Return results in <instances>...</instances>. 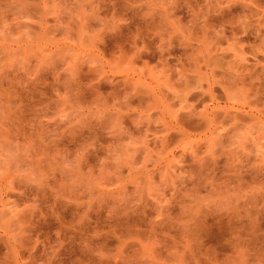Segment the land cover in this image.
I'll use <instances>...</instances> for the list:
<instances>
[{"label": "rangeland", "instance_id": "374dc122", "mask_svg": "<svg viewBox=\"0 0 264 264\" xmlns=\"http://www.w3.org/2000/svg\"><path fill=\"white\" fill-rule=\"evenodd\" d=\"M209 87L263 108L264 0H0V239L32 264H264V124L170 128Z\"/></svg>", "mask_w": 264, "mask_h": 264}, {"label": "bare ground", "instance_id": "6f19581e", "mask_svg": "<svg viewBox=\"0 0 264 264\" xmlns=\"http://www.w3.org/2000/svg\"><path fill=\"white\" fill-rule=\"evenodd\" d=\"M136 80V79H135ZM139 80V79H138ZM138 80H136V81H138ZM140 81V80H139ZM145 81V80H144ZM141 83H142V81H141ZM140 83V84H141ZM144 84V83H143ZM148 84V83H147ZM189 84V83H188ZM188 84H186V85H188ZM144 85H146V84H144ZM146 86H148L149 87V85H146ZM146 86H145V89H146ZM189 86H190V84H189ZM209 86V85H208ZM151 87V86H150ZM188 87V86H187ZM212 89H213V87L212 86H210ZM209 87V88H210ZM211 88L209 89V90H205L206 91V93H204L203 95H207L208 96V99L210 100V102L212 103V106H209V104L208 105H206V103L203 105V104H201V105H203L202 107H203V110L201 109V111L199 112L198 111V113L196 112V111H194V109H191V107L189 108V109H187V112H185V113H180V114H178L177 115V113H175V115L173 114V116H176L175 118H176V122H175V124L174 125H170V128L171 127H173V131L174 132H176V133H180L181 132V134H182V136H183V132H187L186 131V128H193V127H201V126H203V125H206L207 123H209V125H210V123H212V122H217V123H215V124H218V122L220 123V121H223V120H225V119H230L232 122H234V120H235V122H236V119H237V122L239 123L240 121H242L243 122V120H245V122L247 123L248 121V119H250L249 121H254L255 123H257V124H264V106H262L263 108H258L257 109V107L256 108H252L251 109V106H250V108H247V110H245V107L247 106H249V103H247L246 104V106L244 107V106H242V108H239V109H237V108H234L233 106H226V103L225 104H223V105H220V103L218 102V100L216 99V96L213 94V92H212V90H211ZM149 89L150 88H147V90L149 91ZM193 89V88H192ZM196 89V88H195ZM194 89V90H195ZM152 90V89H151ZM150 90V91H151ZM183 90H185V89H183ZM197 90V89H196ZM214 90V89H213ZM149 91V92H150ZM192 91V90H191ZM204 90H202V92H203ZM204 91V92H205ZM208 91V92H207ZM144 92H146V91H144ZM155 93V92H154ZM142 94V93H141ZM149 94V93H148ZM152 94V93H151ZM156 94V93H155ZM185 94H186V91H185ZM184 94V95H185ZM133 95V94H132ZM146 95V94H145ZM188 95V94H187ZM192 95V98H191V96L189 97V95L187 96L189 99H193V100H191V101H194V98L195 99H197V102L196 103H198V101L200 100L201 101V99L202 100H205L206 101V99H205V96H203L202 95V98H200V96H199V94H195V92L193 93V94H191ZM137 96V95H136ZM142 95H140L139 97H141ZM147 96V95H146ZM159 96V95H158ZM218 96V95H217ZM133 97V96H132ZM184 97V96H183ZM144 98V97H143ZM181 98V97H180ZM218 98V97H217ZM138 99V98H137ZM142 99V98H141ZM141 99H139V100H141ZM184 99L185 100H187V98L186 97H184ZM207 99V100H208ZM219 99V98H218ZM146 100V99H145ZM180 101H181V99H179ZM209 100H208V102H209ZM257 100V99H256ZM255 100V103H258L257 101ZM144 101V100H143ZM163 101V100H162ZM179 101V102H180ZM182 101H183V99H182ZM226 101V100H225ZM141 102V101H140ZM195 102V101H194ZM204 102V101H203ZM222 102V101H221ZM134 103V102H133ZM210 103V104H211ZM246 103V102H245ZM244 103V104H245ZM262 102H260V104H261ZM186 104H187V102H186ZM259 104V105H260ZM264 104V102L262 103V105ZM150 105V104H149ZM153 105V104H152ZM181 105V104H180ZM190 105H192V102H191V104ZM258 105V104H257ZM161 106V105H160ZM184 106H187V105H184ZM194 106V105H193ZM192 106V107H193ZM255 106V105H254ZM182 108H183V106H181ZM194 107H196V106H194ZM193 107V108H194ZM164 109V108H163ZM140 110H142V109H140ZM148 111V110H147ZM162 111V110H161ZM164 111V110H163ZM170 112H172V111H170ZM184 112V111H183ZM165 113V112H164ZM174 113V112H173ZM172 114V113H171ZM120 116V115H119ZM130 116V115H129ZM153 117V116H152ZM172 117V116H171ZM159 119V118H158ZM173 120H175L174 119V117L172 118ZM240 121H239V120ZM153 120V119H152ZM172 120V121H173ZM168 123V122H167ZM214 123H212V124H214ZM237 123V124H238ZM150 124V123H149ZM165 124H166V122H165ZM170 124H173V123H170ZM221 124H222V122H221ZM225 124V123H224ZM234 125H236V123H233ZM163 125V124H162ZM219 125V124H218ZM218 125H215L216 127L218 126ZM141 126V125H140ZM148 126V125H147ZM154 126V125H153ZM165 126V125H164ZM167 126H169V125H167ZM214 126V127H215ZM222 126V125H221ZM224 126V125H223ZM210 127H211V125H210ZM213 127V128H214ZM206 128V127H205ZM176 129V130H175ZM208 129H209V127H208ZM207 129V130H208ZM146 130V129H145ZM152 130V129H151ZM212 130V129H211ZM199 131V130H198ZM206 130L205 129H203L202 130V132H205ZM214 131V130H213ZM213 131H209V132H212L213 133ZM8 133V132H7ZM188 133V132H187ZM190 133V132H189ZM212 133H210V135L211 136H209V138H213L214 139V137L212 136ZM19 134V133H18ZM169 134V133H168ZM175 134V133H174ZM219 134V133H218ZM217 134V135H218ZM226 134V133H225ZM29 135V134H28ZM172 135V134H171ZM176 135V134H175ZM215 135V134H214ZM168 136H170V135H168ZM168 136H166L165 137V140H164V138L162 139L163 141H165V143L168 141ZM181 136V135H180ZM185 136V135H184ZM224 136V135H223ZM223 136H222V138L221 139H223ZM157 137V136H156ZM172 137V136H171ZM170 137V138H171ZM176 137V136H175ZM207 137V136H206ZM215 137H216V135H215ZM167 138V139H166ZM211 138V139H212ZM218 137H216V139H217ZM43 139V138H42ZM208 139V138H207ZM211 139H210V141H211ZM149 140V139H148ZM161 140V141H162ZM167 140V141H166ZM170 140V139H169ZM217 140H220V139H217ZM154 141V140H153ZM209 141V140H208ZM209 141V142H210ZM215 141V140H214ZM214 141L212 140V143L214 144ZM222 141V140H221ZM13 142V141H12ZM160 142V141H159ZM217 143V142H216ZM37 144V143H36ZM35 144V145H36ZM44 144V143H43ZM163 144V143H162ZM165 145V144H164ZM43 147H44V145H42ZM48 146V145H47ZM52 146V145H51ZM54 146V145H53ZM161 146V145H160ZM146 147V146H145ZM150 147V146H149ZM162 147H163V145H162ZM209 147V146H208ZM46 148V147H45ZM44 149V148H43ZM183 151V150H182ZM147 152V151H146ZM194 153V152H193ZM165 155V154H164ZM179 155V154H178ZM186 155V154H185ZM159 157H157V159H158ZM172 158V157H171ZM193 158V157H192ZM191 158V159H192ZM161 160V159H160ZM184 160V159H183ZM168 161V160H167ZM201 161H202V159H201ZM214 161V160H213ZM200 163V162H199ZM169 165V164H168ZM201 166V165H200ZM207 167V166H206ZM21 217H23V216H21ZM21 222V221H20ZM23 225V224H22ZM5 227V226H4ZM29 227V226H28ZM7 228V227H6ZM20 229V228H19ZM22 230V229H21ZM6 231L7 230H3V232H5L6 233ZM24 232V231H23ZM23 232H22V234H23ZM18 233V232H17ZM15 234V235H17V237L20 239V241H17L18 239L16 238V237H14V236H8V234L6 235V234H4L3 235V237H2V239H0V242L1 243H3L4 244V247H5V250H6V252H5V250H4V252H2L3 253V255L1 256L0 255V264H32V262H33V258H34V255H35V252H28L29 253V256L27 257V261H25V262H22L21 261V256H22V252H24V250L23 249H26V247L28 246V243H29V240H27L26 241V237L24 238L25 240H23V237L22 236H18V234ZM28 234V233H27ZM19 235H21V234H19ZM26 236V235H25ZM32 243V242H31ZM35 246V245H34ZM25 247V248H24ZM20 248H21V250H20ZM30 249V248H29ZM32 249H33V247H32ZM28 250V249H27ZM31 250V249H30ZM29 250V251H30ZM34 250V249H33ZM52 251V250H51ZM28 255V254H27ZM48 259V258H47ZM48 262V261H47Z\"/></svg>", "mask_w": 264, "mask_h": 264}]
</instances>
